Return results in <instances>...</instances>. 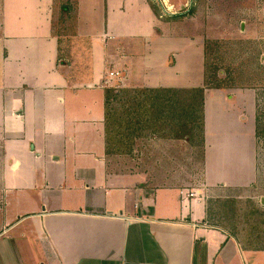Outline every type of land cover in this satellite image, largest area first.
<instances>
[{
  "label": "crops",
  "instance_id": "crops-1",
  "mask_svg": "<svg viewBox=\"0 0 264 264\" xmlns=\"http://www.w3.org/2000/svg\"><path fill=\"white\" fill-rule=\"evenodd\" d=\"M112 3L117 4L102 2L100 25L110 7L114 25L108 30L121 31L116 21L123 12L124 24L132 26L128 8ZM56 9V0H0V264H247L248 251L205 224L202 198L217 188L253 183L254 130L247 133L246 124L230 115L216 129L206 89L201 153L186 140L151 138L142 131L131 157L139 149L142 160L152 162L125 167L129 155L106 154L103 90L115 89L114 79L104 84L105 75L123 77L119 66L125 60L134 79L136 45L120 34L103 45L88 39L80 24L74 36L65 35L69 29L63 26L55 31ZM82 35L84 47L76 48ZM76 64H84L83 77L72 75ZM146 79L151 77L134 80ZM84 91L91 95L83 104L90 100L99 107L81 106L78 92ZM219 95L222 100L224 93ZM247 135L251 147L240 141L237 156L236 137ZM224 138H231L234 153L225 178L217 152ZM185 145L200 153L199 174L198 164L195 171L189 168L191 177L199 175V187L182 178ZM210 158L218 164L211 167Z\"/></svg>",
  "mask_w": 264,
  "mask_h": 264
},
{
  "label": "rangeland",
  "instance_id": "rangeland-1",
  "mask_svg": "<svg viewBox=\"0 0 264 264\" xmlns=\"http://www.w3.org/2000/svg\"><path fill=\"white\" fill-rule=\"evenodd\" d=\"M105 1L107 0H56V28L54 30L59 32V28L63 26L64 30L69 29L64 33L65 35L74 36V30L80 24L83 34L88 39L95 41L100 39L103 45L107 38H115L114 34L116 36L120 34L119 37L128 38L134 43L136 53L132 60L134 61L132 67H136L134 70L136 74L133 77L137 79L138 76L145 74L151 79L138 82L130 78L131 76L127 73L128 66L131 67V65L125 60V64L119 66L122 73H125L123 77L120 76L124 82L116 80L115 89L144 88L141 85L159 88L162 86L203 87L205 78L216 84L217 74L223 89L206 90V93H210V105L208 106L207 103V107L215 108L212 115L216 119L214 121L216 129L222 127L225 117L230 115L233 121L242 125L246 124L247 133L254 130V179L250 186L241 189L227 186V188L212 190V193L208 192L202 200L205 208L209 201L215 199H233L240 202L237 207L241 212L248 208L247 202L249 201L264 210V0H165L166 3L163 0H112L117 3L115 5L112 3V6L118 8L125 6L128 8L127 16L135 19L133 27L128 22L124 24L126 15L123 12L124 16L119 15L116 21L117 25L120 24L118 27L121 31L117 29L114 33L108 30L114 25L110 20V7L108 20L104 19L103 25L98 22L99 14L102 12L101 4ZM63 7L66 11L61 14L60 8ZM98 25L99 29L96 28ZM102 30L105 33L103 36L99 35ZM78 42L73 46L84 47L83 35ZM137 49L140 51L138 52ZM84 74V64H76L72 75L83 77ZM220 91L224 93L222 100L219 95ZM90 95L87 91L78 92L81 106L99 107L96 103L91 105L90 102L93 101L90 100L86 105L83 104L86 96ZM116 95L117 97L122 96V92ZM132 96L133 94L130 93L129 97ZM230 96L233 98L232 102L228 101ZM111 101V114L116 116L117 112H122L125 107H122L118 99ZM243 115L249 118L243 121ZM119 119H124L122 114ZM253 121L254 124H252ZM226 140L229 142L227 146ZM236 140L238 143L237 156L240 155V141L245 143L248 149L251 147L249 135L236 137ZM222 141L225 143L224 149L217 152L220 154L219 159H223L220 169L225 178L231 176L230 164L234 153L231 138H224ZM186 148V145L183 146L184 151L180 155L181 163L186 169L182 178L190 180L194 188L199 187L200 184L196 181L199 175L190 176V169L195 171L197 164L199 174L198 149H192L190 153ZM133 149H136L134 144L128 154L130 163L125 161L123 164L125 167L127 164L133 165L134 163L139 167L144 162L148 164L152 162L142 160V154L138 153L139 149L135 153L136 156L131 157ZM215 150H217L216 145H214L213 152ZM118 159L127 160L125 157ZM210 161H212L211 167L218 164L215 159L210 158ZM11 217L12 215L9 214L8 218ZM209 227L218 229L215 226ZM214 235V232H211L209 237ZM248 252L247 264H264L262 251Z\"/></svg>",
  "mask_w": 264,
  "mask_h": 264
},
{
  "label": "trees",
  "instance_id": "trees-1",
  "mask_svg": "<svg viewBox=\"0 0 264 264\" xmlns=\"http://www.w3.org/2000/svg\"><path fill=\"white\" fill-rule=\"evenodd\" d=\"M216 80L213 84L205 78L204 86L195 88H104L106 154L128 155L134 138H140L145 130L151 138L156 135L186 140L201 153L204 90H222L217 74ZM120 92L122 96L117 97ZM112 99H118L125 107L116 116L110 110ZM121 114L123 120L119 119ZM247 203L248 208L241 212L237 207L240 202L236 200L209 201L205 208V224L226 232L244 251H264V210L250 201Z\"/></svg>",
  "mask_w": 264,
  "mask_h": 264
},
{
  "label": "built area",
  "instance_id": "built-area-1",
  "mask_svg": "<svg viewBox=\"0 0 264 264\" xmlns=\"http://www.w3.org/2000/svg\"><path fill=\"white\" fill-rule=\"evenodd\" d=\"M114 79V80H113ZM119 81V82H121V78H120V76L118 75V73H113V72H110V73H108V76H107V78L105 79V85H108V86H110L111 84L110 83H112L113 81ZM186 196H188V198H193L194 197V194L193 193H187V195Z\"/></svg>",
  "mask_w": 264,
  "mask_h": 264
},
{
  "label": "water",
  "instance_id": "water-1",
  "mask_svg": "<svg viewBox=\"0 0 264 264\" xmlns=\"http://www.w3.org/2000/svg\"><path fill=\"white\" fill-rule=\"evenodd\" d=\"M263 202H264V199H263Z\"/></svg>",
  "mask_w": 264,
  "mask_h": 264
}]
</instances>
